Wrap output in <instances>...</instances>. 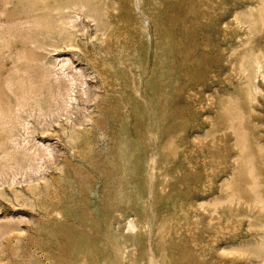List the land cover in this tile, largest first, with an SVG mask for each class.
<instances>
[{"label":"rangeland","instance_id":"obj_1","mask_svg":"<svg viewBox=\"0 0 264 264\" xmlns=\"http://www.w3.org/2000/svg\"><path fill=\"white\" fill-rule=\"evenodd\" d=\"M106 2L111 21L124 11L130 69L136 74L129 76L135 88L128 86L121 97L134 92V104L141 107L140 117L128 116L126 135L139 141L137 157L145 159L153 145L158 153L155 162L144 160L139 169L129 165L124 178H116L109 166L72 168L64 159L66 146L56 138L63 134L42 133L34 116L16 127L22 145L49 146L64 164L63 264H264V0ZM51 57L57 67L62 58L73 59L69 52ZM76 65L87 72L85 63ZM91 79L85 95L94 97ZM109 132L104 142L115 133ZM49 158L42 167L46 176L57 165ZM32 190L40 193L39 186L27 192ZM1 192L13 197L7 185ZM4 195L0 204L6 205ZM35 197L28 202L39 207ZM31 205L9 215L25 219L12 241L0 240L9 264H44L42 242L36 248L28 238ZM128 219L135 229L127 228ZM86 249L88 256H79Z\"/></svg>","mask_w":264,"mask_h":264},{"label":"bare ground","instance_id":"obj_2","mask_svg":"<svg viewBox=\"0 0 264 264\" xmlns=\"http://www.w3.org/2000/svg\"><path fill=\"white\" fill-rule=\"evenodd\" d=\"M108 8L106 0H0V195H4L1 188L5 185L13 191L12 198L4 195L7 204H0V214L4 215V220L0 221V240L10 242L16 231L22 230L20 225L25 219L9 215L24 210L26 205L30 206L28 199L32 200L37 196L41 203L39 207H34V203L31 205L35 214L29 222L31 233L28 238L36 248L37 242H42L40 251L44 264H63V188L61 189L59 182L64 164L55 160L53 149L49 146L33 149L34 146L22 145L15 133L17 126L25 127L28 118L34 116L41 125L42 133H62L63 136L56 135V138L66 146L64 159L74 169L83 166H109L115 170L114 177L124 178L129 165H136L139 169L138 164L144 160L146 164L156 161L158 146H150L152 151L145 159L137 157L139 141L126 135L128 116L134 113L135 118L140 117L138 109L141 107L137 108V103L134 104V92H127L128 98L121 97L128 91V86L134 87V77L129 85V76L136 74L130 69L132 62L129 63L124 11H118L116 18L111 21ZM140 24L138 20L135 22L137 28H140ZM112 27L113 34L109 32ZM64 52L71 53L73 59L62 58L61 66L57 67L51 56ZM75 61L85 63L87 72L74 66ZM88 76L96 85L94 97L85 95L88 91L84 84L87 83ZM136 91L140 93L137 88ZM92 100L93 108L89 109L87 105ZM136 129L139 133V128ZM109 130L115 133H111L109 140L104 142L102 139L110 133ZM139 154L142 155L140 152ZM46 158L57 163L48 176L44 175L42 168L47 162ZM18 175L23 180L19 181ZM33 186H39L40 193L37 194L34 190L27 192ZM75 217L74 220L77 221L79 216ZM127 222V228L137 227L133 219H128ZM95 227L97 225L94 222L92 228ZM84 232L86 236L87 231ZM76 246L79 247V244ZM87 252L88 249L79 256L87 257ZM115 258L119 257L115 254ZM9 260L8 253L0 247V264H9ZM150 264L158 263L151 261ZM244 264L253 263L246 261Z\"/></svg>","mask_w":264,"mask_h":264}]
</instances>
